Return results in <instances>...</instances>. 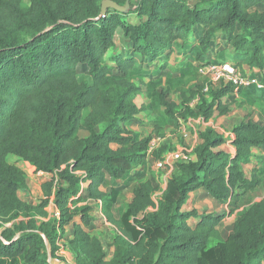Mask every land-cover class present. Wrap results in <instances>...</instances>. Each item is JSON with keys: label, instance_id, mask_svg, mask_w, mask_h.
I'll return each instance as SVG.
<instances>
[{"label": "trees", "instance_id": "trees-1", "mask_svg": "<svg viewBox=\"0 0 264 264\" xmlns=\"http://www.w3.org/2000/svg\"><path fill=\"white\" fill-rule=\"evenodd\" d=\"M129 1L127 12L102 14L103 0H0V264H54L48 246L55 256L61 241L75 264H264V196L242 209L237 201L264 185V124L249 116L232 127L235 153L222 148L224 134L207 127L193 158L175 164L166 187L151 178L138 181L119 217L110 207L123 187L103 188L109 179L128 184L146 165L152 135L130 126L140 113L155 116L153 129L164 136L169 118L209 121L228 114L223 97L231 93L251 104L264 97L256 85L235 93L220 82L205 90L211 84L199 71L231 58L238 68L257 67L264 83V0ZM198 27V43L189 44ZM121 30L131 52L109 56ZM218 32L233 50L208 59ZM175 45L190 48L171 64ZM174 66L176 74L168 71ZM196 71L202 82L188 88ZM208 90L211 101L203 97ZM175 92L180 102L171 97ZM141 94L148 104H138ZM159 147L152 158L169 149ZM255 148L262 153L248 177L244 167ZM11 154L50 174L40 202L20 195L28 181ZM200 189L232 206L236 215L225 238L223 213L186 207ZM51 201L59 216L48 210ZM100 202L118 230L111 254L94 232Z\"/></svg>", "mask_w": 264, "mask_h": 264}, {"label": "rangeland", "instance_id": "rangeland-1", "mask_svg": "<svg viewBox=\"0 0 264 264\" xmlns=\"http://www.w3.org/2000/svg\"><path fill=\"white\" fill-rule=\"evenodd\" d=\"M135 15H130V20H134ZM196 31L189 37V44H197L198 43V37L201 35V31L203 30L202 27H198ZM130 42L128 38L124 35L123 31H119L116 35V46L115 48L109 53V56L115 52H124L127 54L128 52H131L130 48ZM190 48V45H187L185 47H181L180 45H175V51L171 57V64H175L176 61H179L180 56L182 55L183 49ZM226 49L225 53H229L233 50L232 44L227 41V39L224 37V34L222 32H218L216 34V38L213 39L212 43V49L211 51L206 54V57L215 59L217 56V53L221 50ZM140 55H138V59H140ZM227 61L233 62L231 58H226ZM150 63L146 61L144 63V66L146 68H149ZM154 65H151V68ZM176 66V65H175ZM170 67L168 71H170L172 74H176L175 68L176 67ZM244 73L246 74H254L257 75L259 69L257 67H249L248 65L242 66L240 68ZM174 81L178 84L179 81V75H174ZM192 78L187 79V87L193 88L195 87V84H200L202 82L203 76L199 75V72L196 71V74L194 76H191ZM177 84L175 87H177ZM220 84L216 85H210L209 87H215L218 88ZM230 96H234V94H229L228 96L223 97V100L225 102H229L231 105V110L226 115H217L214 118H212L211 122H199L198 118H192L191 124L187 123V121L184 123V125L187 126L188 136L185 138L183 136V133L181 132V126L183 124L181 123V119H174L169 118L167 120V125L165 127V139L160 144L159 148H162L163 145H166L169 149L168 150H174L180 146L188 145L195 147L199 139V133L206 129L207 127H213L227 138V143H225L224 148L227 150H232L233 148L230 146V139L232 133V127L237 123L238 121L244 119L245 117L249 116L261 123L264 124V97L257 100V103L251 104L247 100H245L242 95L236 96L235 99H231ZM171 97L180 102V94L179 92L172 93ZM203 97L211 101L212 100V92L210 90L206 91L203 95ZM138 104H148L149 100L146 98L144 94L139 95L137 98ZM140 121L132 123L130 126L134 130L141 131L144 135H152V137L159 135L156 134V132L153 129V122L155 121V116L150 114L149 112H142L140 113L139 117ZM262 153V149H259L257 151H254L252 162L247 164L244 167L245 174L250 177L252 175V171L254 166L258 164V157ZM9 161L12 163L17 164L18 166L22 167L26 172V177L28 181V185L25 189L20 190V195L27 200L33 201V202H40V200L43 198V189L42 184L43 180L42 177L37 176L35 173V167L30 163L27 162L21 158H19L16 155L11 154L9 156ZM156 159L152 157H148L146 165L143 170H141L139 175H133L131 180L128 184H124V182L120 181L118 184H114L113 180L109 179L108 184H106L103 188L105 190H111L113 186H122L123 191L122 194L119 196L118 201L113 204L110 208L112 209L115 217H119L122 213L123 209L127 205V203L132 198V187L140 180H145L147 178L154 179L156 182H159L162 187L165 186V183L167 182L169 175L171 172L168 168L159 169L156 167ZM136 170L133 171V174H135ZM264 196V185L259 186L258 188L251 190L245 194H242L238 198V203L240 205V209L248 207L251 203H254L256 201H260ZM160 193L157 191L154 194V198L156 200H159ZM194 208L195 205L198 206L197 210L200 212V214L204 213H213V214H224V219L219 226L220 232L222 234V237H226L232 229L233 220L235 218V213L232 212V206H229L228 204H222L218 201L214 200L213 198L207 196V195H201L197 196L194 200ZM188 207H191V203L188 204ZM196 209V208H195ZM48 210L51 211L52 214H54V206H48ZM153 210V209H152ZM95 217V228L94 232L101 238L103 241V244L105 246V249L109 254L112 253L113 250V243L116 233L118 232L115 225L111 222H109L105 216L104 208H102L101 202L96 204V208L93 212ZM76 219L79 221V217H76ZM193 224H195L196 219L193 218L191 220ZM70 228V226H69ZM60 250H58L57 254L55 256H52L50 247L48 246V251L50 255V260L54 264H75V254L72 250H70L67 247V243L65 241H61L60 243ZM18 264H23L22 261H20Z\"/></svg>", "mask_w": 264, "mask_h": 264}, {"label": "built area", "instance_id": "built-area-1", "mask_svg": "<svg viewBox=\"0 0 264 264\" xmlns=\"http://www.w3.org/2000/svg\"><path fill=\"white\" fill-rule=\"evenodd\" d=\"M199 71L202 75L206 76L209 79V82L212 85L220 84V82H223L225 84H232L234 86L235 93H238L241 87H248L251 85H256L258 88H264V83L260 80V77L258 75L246 74L240 68L236 67L229 61L209 63L202 66ZM208 87L209 86H207L205 90H207ZM192 118L193 117H190L186 120L182 118L183 120H181V123L183 124V126H181V132L183 133V136L185 138L188 136V131L187 126L184 125V123L187 121V123L191 124ZM198 121H202L203 123L206 122V120L201 117L198 118ZM230 135L232 139L234 134L230 133ZM164 139L165 136L152 137L149 143L148 157L153 156L154 151L160 146ZM193 148L192 146L183 145L174 150L166 151L161 156V158L156 159V167L159 169L168 168L172 173L177 162L193 158ZM35 172L37 176L42 177L41 179L43 180V182L50 176L48 172L42 170ZM159 193L161 196L162 190H160ZM154 200L155 202H158V200H156L155 198ZM52 205L54 206L53 215L59 216L60 212L53 201L50 202L49 206ZM150 209L152 210L154 209V207L151 206Z\"/></svg>", "mask_w": 264, "mask_h": 264}, {"label": "water", "instance_id": "water-1", "mask_svg": "<svg viewBox=\"0 0 264 264\" xmlns=\"http://www.w3.org/2000/svg\"><path fill=\"white\" fill-rule=\"evenodd\" d=\"M108 8H113L118 11L127 12L130 9V1L128 0L125 5H120L114 0H103L102 14H105Z\"/></svg>", "mask_w": 264, "mask_h": 264}, {"label": "crops", "instance_id": "crops-1", "mask_svg": "<svg viewBox=\"0 0 264 264\" xmlns=\"http://www.w3.org/2000/svg\"><path fill=\"white\" fill-rule=\"evenodd\" d=\"M212 120L210 119L209 120V122H211ZM227 143V142H226ZM224 145H225V143L222 145V148H224ZM233 149L232 150H228V151H230L231 153H235V146L231 143V145H230ZM225 149V148H224ZM227 150V149H226ZM258 150V148H255L254 149V151H257ZM166 185H167V182L165 183V186H164V188L166 187ZM202 194H204V190L203 189H200V190H197V191H193V192H191V194H190V198H189V200H188V202H187V204H186V207L188 208V209H191L190 207H188V204H190L191 203V207L192 208H194V200L196 199V197L197 196H201ZM195 208L197 209L198 208V206L197 205H195ZM50 213H51V211H50ZM200 213V212H199ZM192 220V219H191ZM190 220V221H191Z\"/></svg>", "mask_w": 264, "mask_h": 264}]
</instances>
